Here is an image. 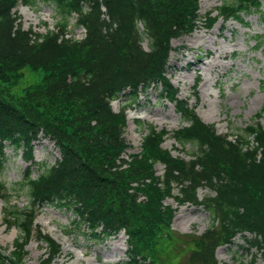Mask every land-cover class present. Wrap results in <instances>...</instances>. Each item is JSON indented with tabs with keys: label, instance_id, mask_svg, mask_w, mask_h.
<instances>
[{
	"label": "trees",
	"instance_id": "16d2710c",
	"mask_svg": "<svg viewBox=\"0 0 264 264\" xmlns=\"http://www.w3.org/2000/svg\"><path fill=\"white\" fill-rule=\"evenodd\" d=\"M41 1L0 0V165L8 146L23 150L30 163L19 188L0 182L5 223L19 231L13 252L0 248V264H25L35 236L46 244L40 264L61 255V244L36 224L47 205L74 212V227L83 224L95 242L125 232V264H219L217 249L247 233L264 257V108L255 125L231 139L180 99L167 77L174 39L199 25L211 30L220 21L243 23L255 13L264 22V0H219L221 6L204 18L202 0H45L60 16L56 29L25 30L14 10L20 2L35 8ZM73 15L85 29L82 39L68 38ZM145 37L149 51L142 45ZM27 68L40 71L42 79L18 93ZM155 86L188 124L174 139L194 146L189 161L164 149L167 132L151 125L141 151L123 158L131 149L123 133L126 110ZM121 95L130 102L116 113L112 102ZM41 134L60 152L54 164L34 161ZM157 165L164 166L163 175ZM201 188L212 193L203 201ZM13 190L27 195L30 206L11 205ZM169 200L202 207L212 224L202 235L176 233Z\"/></svg>",
	"mask_w": 264,
	"mask_h": 264
},
{
	"label": "rangeland",
	"instance_id": "374dc122",
	"mask_svg": "<svg viewBox=\"0 0 264 264\" xmlns=\"http://www.w3.org/2000/svg\"><path fill=\"white\" fill-rule=\"evenodd\" d=\"M221 4L219 0H202L201 17L204 18ZM261 10L264 14V1ZM14 12L25 30L42 34L48 30L54 31L60 21L54 5L45 0L35 8L20 2ZM68 30V38L82 39L85 36V29L77 26L76 15L70 19ZM258 43L260 48H257ZM142 45L149 51L147 37ZM172 48L167 77L178 89V97L187 100L206 124L214 125L218 134L235 139L259 121L256 116L264 108V22L259 14L245 17L243 23L220 21L211 30L199 25L192 34L174 39ZM42 76L40 71L34 72L27 68L23 81L15 91L21 93L23 88L40 82ZM160 89V86H155L141 93L138 100L127 108V125L123 133L131 149L127 150L123 158L129 159L130 155L141 151L149 125L157 132H167L163 147L172 151L175 157L189 161L196 151L191 144L180 146L174 139V133L188 124L176 112L175 103L163 97ZM129 102L127 95H121L113 101V110L119 113ZM33 152L34 161L40 165L54 164L61 157L55 142L43 134L34 142ZM5 153L7 160L0 165V182H5L10 189L19 188L17 184L22 182L30 163L26 161L23 150L16 152L8 146ZM156 170L158 174H164V166L157 165ZM175 192L178 195V191ZM11 193V205L20 208L30 206L27 195L14 190ZM211 195L208 188L199 189L201 201ZM167 204H171L176 212L172 229L178 234L202 235L212 224L211 216L202 207L191 204L179 207L172 200ZM5 213V204L0 200V248L8 255L14 251L19 231L7 227ZM75 220L74 212L62 206L47 205L39 210L36 224L44 234L50 235L62 246L61 255L52 264L127 262L128 241L124 232L98 243L91 239L83 224L78 229L74 227ZM66 230L72 232L67 233ZM245 235L247 238L239 235L231 245L217 249L219 264H253L254 260L256 264H264L262 252L250 245L252 236L248 233ZM26 251L25 264H40L47 256L46 244L36 236L27 245Z\"/></svg>",
	"mask_w": 264,
	"mask_h": 264
},
{
	"label": "bare ground",
	"instance_id": "6f19581e",
	"mask_svg": "<svg viewBox=\"0 0 264 264\" xmlns=\"http://www.w3.org/2000/svg\"><path fill=\"white\" fill-rule=\"evenodd\" d=\"M208 43H210V42H208ZM212 43V42H211ZM214 46V45H213ZM216 66V65H215ZM207 83H209V82H207Z\"/></svg>",
	"mask_w": 264,
	"mask_h": 264
}]
</instances>
